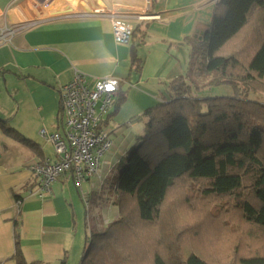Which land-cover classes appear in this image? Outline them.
Listing matches in <instances>:
<instances>
[{"label": "crops", "instance_id": "crops-1", "mask_svg": "<svg viewBox=\"0 0 264 264\" xmlns=\"http://www.w3.org/2000/svg\"><path fill=\"white\" fill-rule=\"evenodd\" d=\"M215 2L52 0L36 7L25 0H0V31L17 26L7 42H0V264H17L16 242L29 264H79L89 206L95 195L106 197L105 184L114 192H107L103 209L97 207L94 227L103 229L118 217L119 165L144 133L145 112L169 98L167 83L194 72L197 57L191 58L183 40L209 23ZM64 7L71 9L58 10ZM114 21L140 25L142 40L135 47L130 40L118 41ZM76 71L89 80L116 77L126 92L104 117L112 145L98 172L80 187L68 171L40 197L29 166L56 155L39 130L61 131L60 87Z\"/></svg>", "mask_w": 264, "mask_h": 264}, {"label": "trees", "instance_id": "trees-1", "mask_svg": "<svg viewBox=\"0 0 264 264\" xmlns=\"http://www.w3.org/2000/svg\"><path fill=\"white\" fill-rule=\"evenodd\" d=\"M144 33L132 28V47ZM183 43L205 81L173 79L169 98L145 112L119 165L118 217L86 236L79 264H264V103L243 97L264 90V0H216ZM220 85L232 94L196 95ZM14 257L29 264L17 242Z\"/></svg>", "mask_w": 264, "mask_h": 264}, {"label": "built area", "instance_id": "built-area-1", "mask_svg": "<svg viewBox=\"0 0 264 264\" xmlns=\"http://www.w3.org/2000/svg\"><path fill=\"white\" fill-rule=\"evenodd\" d=\"M25 1L36 7L40 4L47 7L52 2ZM16 30V24L4 28L0 31V42H7ZM131 32L129 24L113 22V33L118 41L127 42ZM118 86L116 77L89 80L82 72L76 71L73 78L60 87L62 129L51 133L43 128L39 130L40 136L51 142L55 160L45 158L29 166L30 172L36 176L35 192L40 197L49 193L50 185L65 172H72L76 187L98 172L104 154L112 145L104 117L113 105Z\"/></svg>", "mask_w": 264, "mask_h": 264}, {"label": "rangeland", "instance_id": "rangeland-1", "mask_svg": "<svg viewBox=\"0 0 264 264\" xmlns=\"http://www.w3.org/2000/svg\"><path fill=\"white\" fill-rule=\"evenodd\" d=\"M192 66L195 64L194 66V72L191 74V77L195 80L197 85H201L205 79L198 76L196 74L197 71H199V64L202 62V58L199 56L195 59L192 60ZM193 75V76H192ZM193 93H196L193 92ZM227 94H232V90L226 86H207L204 88H201L197 91L196 95L200 96V97H207V96H220V95H227ZM244 98H248L251 100H257L259 102H263L264 103V90L263 91H255L252 89H248L244 94H243ZM110 185L105 184L104 185V189H103V193L104 191L108 190L107 192H109L110 194L113 193V189L109 188ZM75 190V189H74ZM116 191L118 192V190L116 189ZM107 192L105 193L106 197L104 196H94L93 198V202L90 203V209H89V220L87 222L88 224V228H87V235L88 237H90V235L94 232H99L103 229H97L96 227H94L97 224V219L98 217L96 216V209L98 208V211H100L101 209L104 208L105 206V202L107 200H109V196L107 195ZM103 195V194H102ZM116 201V200H115Z\"/></svg>", "mask_w": 264, "mask_h": 264}, {"label": "bare ground", "instance_id": "bare-ground-1", "mask_svg": "<svg viewBox=\"0 0 264 264\" xmlns=\"http://www.w3.org/2000/svg\"><path fill=\"white\" fill-rule=\"evenodd\" d=\"M69 9H71L70 7H64V8H61V9H58V10H61V11H67V10H69ZM30 17H33V16H35L34 15V13L33 14H31V15H29Z\"/></svg>", "mask_w": 264, "mask_h": 264}]
</instances>
